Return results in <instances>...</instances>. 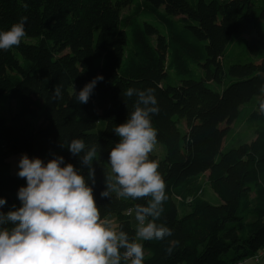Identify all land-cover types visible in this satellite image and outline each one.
Listing matches in <instances>:
<instances>
[{
    "label": "trees",
    "instance_id": "1",
    "mask_svg": "<svg viewBox=\"0 0 264 264\" xmlns=\"http://www.w3.org/2000/svg\"><path fill=\"white\" fill-rule=\"evenodd\" d=\"M27 17L18 47L0 51V197L19 207L26 181L9 171L15 154L45 161L62 155L80 168L65 140L100 145L94 162L96 202L130 237L143 200L101 198L113 128L128 117V87L155 90L152 117L164 154L159 162L168 199L158 222L164 241H142L145 264H246L264 257V0H0V29ZM243 38L249 53L236 59ZM251 54L257 56L252 59ZM102 74L87 104L74 92ZM61 85L63 98L53 101ZM257 108L244 111V106ZM245 114H244V112ZM243 113V114H242ZM242 117L252 137L232 129ZM102 121L105 127L97 131ZM87 177V168L82 169ZM207 173V181L204 175ZM207 183L221 199L208 198ZM208 197V198H207ZM176 241H179L177 244ZM173 247L171 255L165 249Z\"/></svg>",
    "mask_w": 264,
    "mask_h": 264
},
{
    "label": "clouds",
    "instance_id": "2",
    "mask_svg": "<svg viewBox=\"0 0 264 264\" xmlns=\"http://www.w3.org/2000/svg\"><path fill=\"white\" fill-rule=\"evenodd\" d=\"M27 17H21L7 30L0 29V51L18 47L26 36ZM97 74L78 92L75 99L87 104L97 84ZM125 103L135 98L125 122L114 126L119 141L108 156L109 173L101 198L113 194L124 200H143L134 207L137 227L134 237L114 220L101 216L96 202L94 162L100 145L87 144L82 138L65 140L69 152L79 157L80 168L65 163L62 155L45 161L22 154L18 161L20 206L3 211L7 201L0 197V264H145L142 241H164L173 230L158 222L168 199L159 162L150 154L158 143L152 117L159 113L155 90L128 87ZM63 98L62 86L52 90L53 101ZM264 113V102L260 104ZM87 168V177L82 169ZM178 244L179 241H176ZM173 247L165 249L171 255Z\"/></svg>",
    "mask_w": 264,
    "mask_h": 264
},
{
    "label": "rangeland",
    "instance_id": "3",
    "mask_svg": "<svg viewBox=\"0 0 264 264\" xmlns=\"http://www.w3.org/2000/svg\"><path fill=\"white\" fill-rule=\"evenodd\" d=\"M263 22V25H259V30H260V34L261 36L264 35V20H261ZM239 43H237L236 47H235V51L237 53V57H235L236 59L242 61V59H244L246 56L249 55L248 51H247V44L246 41L243 38L238 39ZM251 57L253 60H255L257 58V56H254L253 54H251ZM259 68H263L264 69V65L262 63V60L258 59L256 60L255 63ZM259 99H264V95L260 96ZM258 105L257 104H253L250 106H244V111H246V109H253V108H257ZM15 108V102L12 99H4L2 101H0V115L2 116H9L10 115V111L11 109L14 110ZM243 111V112H244ZM243 114V113H242ZM245 114V112H244ZM105 127V122L102 121L101 123L98 124L97 126V131L103 129ZM233 130L237 131V132H241V134H246L249 137H252L253 133L252 130L250 129V126H246L245 124H242V117H240L236 123L233 124L232 127ZM252 135V136H251ZM153 152H156L159 156H162L164 154V149L163 146H161L159 143H157L156 148L154 149ZM21 155L20 154H15L12 155L9 158V171L12 174H17L18 171V161L20 159ZM207 173L204 175V180L208 182L207 177H206ZM207 189L209 191L210 196L208 195V199L213 202V203H219L221 202V199L218 197V195L213 191V189L211 188V186L207 183ZM108 218L112 219L115 221V223L118 225V219L115 215H111ZM132 222L133 225L135 227H137V221L135 220V216L132 217ZM246 264H264V257L261 258V260L259 262H254V261H248Z\"/></svg>",
    "mask_w": 264,
    "mask_h": 264
}]
</instances>
